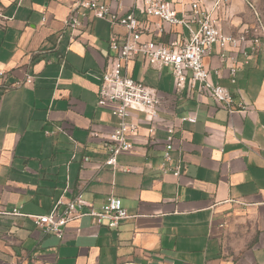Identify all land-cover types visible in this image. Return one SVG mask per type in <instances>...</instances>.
Masks as SVG:
<instances>
[{
	"label": "crops",
	"instance_id": "crops-1",
	"mask_svg": "<svg viewBox=\"0 0 264 264\" xmlns=\"http://www.w3.org/2000/svg\"><path fill=\"white\" fill-rule=\"evenodd\" d=\"M99 1L120 14L136 2ZM168 1L180 16L195 0ZM75 3L0 0L8 17L0 20V264H264V34L257 46L213 45L204 58L210 80L245 106L233 112L206 93L177 92L170 67L134 56L127 73L156 90L159 116L130 111L126 121L137 124L128 136L132 149L113 168L104 161L118 119L112 105H97V92L112 65L110 37L126 30L81 8L71 28ZM135 15L150 24L143 40L189 37L183 26L163 24L157 32L155 18L139 9ZM211 15L228 34L257 19L264 29V0L253 7L229 0ZM186 115L196 121H181ZM168 128L173 149L164 163ZM178 163L175 176L170 168ZM78 194L95 207L117 196L129 217L110 228L82 216L59 238L27 216L5 213L45 214Z\"/></svg>",
	"mask_w": 264,
	"mask_h": 264
},
{
	"label": "built area",
	"instance_id": "built-area-1",
	"mask_svg": "<svg viewBox=\"0 0 264 264\" xmlns=\"http://www.w3.org/2000/svg\"><path fill=\"white\" fill-rule=\"evenodd\" d=\"M245 1L248 6L253 7L254 0ZM228 2L229 0H211L212 7L208 9L200 0H195L190 2L189 12H183L179 16L178 10L168 0H136L133 8L125 14L112 11L106 3L99 0H76L74 9L66 21L71 28L79 24L77 14L78 9L81 8L90 11L95 18L121 25L126 30L124 36L114 34L110 37L109 47L113 52L112 65L102 73L97 92V105H112L111 113L118 119L117 126L107 138L108 154L104 161L105 165L115 168L117 156L132 149L128 136L137 131V124L126 121L130 111L143 112L148 120H154L159 116L160 99L156 90L127 73V64L136 55L143 56L149 65L170 67L177 92L187 88L206 93L228 112L245 109L242 103L234 102L228 88L210 80L209 69L204 63V58L210 53L213 45L219 46L222 50L235 49L246 42H249L251 46H257L260 42L259 35L264 34L259 19L252 28L242 30L237 35L223 32L211 13ZM136 9L157 20L153 22L155 28L153 30L162 31L163 24L183 26L188 29L189 37L183 41L174 40L167 44L152 39L143 40L144 32L150 31V24L140 21L135 15ZM81 14L85 15L83 12ZM7 18L0 9V20ZM191 24H195L196 29L192 28ZM221 57L224 58V54H221ZM235 72L236 67H230L232 82L235 81ZM180 120L194 123L196 117L186 115L180 117ZM149 131L151 132L152 129L150 128ZM173 138L174 128H168L163 151L164 163L171 161ZM88 159L85 157V160ZM161 168L164 172L169 171L165 165ZM170 170L175 176H179L181 165L178 163ZM5 213L27 216L44 233L54 234L59 238L62 237L64 227L70 221L82 216H90L96 223L106 224L110 228L117 227L122 220L129 217L121 198L114 195H109L99 207H95L78 194L67 202L58 199L45 214H24L18 208Z\"/></svg>",
	"mask_w": 264,
	"mask_h": 264
}]
</instances>
